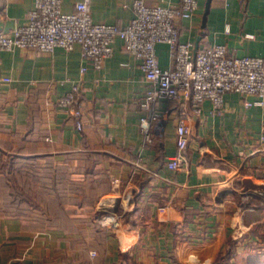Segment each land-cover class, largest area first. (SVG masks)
<instances>
[{"label": "crops", "instance_id": "0c3cea01", "mask_svg": "<svg viewBox=\"0 0 264 264\" xmlns=\"http://www.w3.org/2000/svg\"><path fill=\"white\" fill-rule=\"evenodd\" d=\"M34 1L0 0V31L26 23ZM76 1L61 7L73 11ZM132 1L89 0L91 16L123 27ZM206 1L179 19L182 41L264 57V0H210L208 10ZM112 47L102 67L84 72L78 43L1 51L0 148L63 166L62 205L72 220L38 225L0 214V264H216L231 246L226 264L264 260V103L244 104L261 96L228 91L220 110L209 100L198 109L183 93L149 102L140 60L121 37ZM156 54L160 66L172 65L167 43ZM75 82L80 115L57 104ZM179 133L188 146L171 169Z\"/></svg>", "mask_w": 264, "mask_h": 264}, {"label": "built area", "instance_id": "2783aa9c", "mask_svg": "<svg viewBox=\"0 0 264 264\" xmlns=\"http://www.w3.org/2000/svg\"><path fill=\"white\" fill-rule=\"evenodd\" d=\"M61 1L35 0L26 23L9 32L0 31V53L14 47L44 52H52L56 47L70 50L78 43L86 61L80 67V71L84 72L88 64L96 69L102 67L112 53V42L121 37L126 50L140 60V67L150 84L146 91L149 102L159 96L175 98L183 93L192 97L198 109L204 100H209L213 109L220 110L224 94L236 91L244 97L261 96L256 101L244 99L247 106L264 103L263 56L229 54L222 43L194 48L192 41L179 38L177 23L179 19L193 14L198 7L197 0H181L178 5H148L143 0H133L134 15L123 27L93 20L89 0H77L73 11H64ZM160 42L169 46L170 67L159 64L156 45ZM80 97L81 84L75 82L58 98L57 104L80 115L81 109L77 107ZM141 123L147 127V118L142 117ZM261 139L264 140V136ZM176 145L177 152L166 163L171 169L182 165L188 136L179 133Z\"/></svg>", "mask_w": 264, "mask_h": 264}, {"label": "rangeland", "instance_id": "374dc122", "mask_svg": "<svg viewBox=\"0 0 264 264\" xmlns=\"http://www.w3.org/2000/svg\"><path fill=\"white\" fill-rule=\"evenodd\" d=\"M10 160L15 161L12 171L8 170ZM54 161L51 156H28L0 151V214H24V217L39 215L40 211L31 207L26 201V198L37 199L41 202L42 208L41 205L39 206L42 212L53 217V225L60 224V221L54 220L59 219L61 211L60 189L62 184L58 181L57 184L54 183L58 189L49 192L44 190L48 182L47 176L48 178L67 176L66 171L57 167ZM49 180L51 181L50 178ZM258 264H264V260H259Z\"/></svg>", "mask_w": 264, "mask_h": 264}, {"label": "trees", "instance_id": "16d2710c", "mask_svg": "<svg viewBox=\"0 0 264 264\" xmlns=\"http://www.w3.org/2000/svg\"><path fill=\"white\" fill-rule=\"evenodd\" d=\"M0 151H2V152H4L5 150H3L2 148H0ZM33 156V155H32ZM35 156V155H34ZM11 157H13V156H11ZM28 158H30V157H28ZM14 163H15V161L14 160H10V162H9V168H8V170L9 171H12L13 170V166H14ZM57 167H60L61 169H62V171L64 170V171H66L64 168H63V166H61V165H56ZM67 173V172H66ZM62 175H63V173H62ZM68 175V174H67ZM67 177V176H66ZM66 177L65 176H61L60 178H55V177H52V176H50L49 178L51 179V181L49 180V178H48V176H47V179H48V182L45 184V187H44V190H47L48 192L50 191V190H56V189H58L55 185H54V183L55 184H57V182L58 181H60L59 183L60 184H62V188L60 189V200H63L64 201V192H65V190L63 189L64 187H65V185H66ZM45 179H46V177H44ZM63 178H65V181L63 180ZM60 188V187H59ZM51 200H54V199H51ZM26 201L31 205V207H34V208H37L39 211H40V213L41 214H39V215H36V216H34V217H31V216H29V217H24V218H27V219H34L37 223H38V225H43V224H51V225H53V217H50L49 215H47V214H44L43 212H42V210L40 209V206L39 205H41V202L39 201V200H37V199H27L26 198ZM59 201V200H58ZM63 201H61V204H60V208H61V211H60V214H59V219H55L54 221H56V220H58V221H60V224H55V225H64V224H66V223H69V222H71V220H72V217L70 216V215H67V212L65 211V209L63 208V205H62V202ZM50 201H48V203H49ZM54 202H56L55 200H54ZM60 202V201H59ZM41 208H42V205H41ZM24 210V209H23ZM22 216H24V214L22 215ZM52 218V219H51ZM50 222H52V223H50ZM233 252V246H231L229 249H228V251L226 252V253H224L223 255H221L220 257H219V261L216 263V264H226V262L224 261V260H227V259H229V256L231 255V253Z\"/></svg>", "mask_w": 264, "mask_h": 264}, {"label": "water", "instance_id": "95a60500", "mask_svg": "<svg viewBox=\"0 0 264 264\" xmlns=\"http://www.w3.org/2000/svg\"><path fill=\"white\" fill-rule=\"evenodd\" d=\"M209 3H210V0H207V1H206V10H208Z\"/></svg>", "mask_w": 264, "mask_h": 264}]
</instances>
